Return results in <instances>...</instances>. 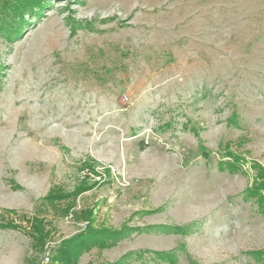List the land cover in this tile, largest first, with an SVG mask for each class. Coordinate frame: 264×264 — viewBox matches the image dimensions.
Instances as JSON below:
<instances>
[{"label": "rangeland", "instance_id": "obj_1", "mask_svg": "<svg viewBox=\"0 0 264 264\" xmlns=\"http://www.w3.org/2000/svg\"><path fill=\"white\" fill-rule=\"evenodd\" d=\"M45 3L0 33V264L103 229L75 264H264V0Z\"/></svg>", "mask_w": 264, "mask_h": 264}, {"label": "trees", "instance_id": "obj_2", "mask_svg": "<svg viewBox=\"0 0 264 264\" xmlns=\"http://www.w3.org/2000/svg\"><path fill=\"white\" fill-rule=\"evenodd\" d=\"M46 0H0V33H4L8 37H16L28 21L32 17L39 15L44 6ZM230 159L229 162L219 163L218 169L220 171H226L228 173H237L239 168L238 159L235 156H227ZM253 169L256 174L253 177L252 185L246 189L244 198L247 200H253L260 215L264 218V169L254 163ZM78 192H76V195ZM63 196L58 194H48L45 200L53 201L55 199L62 198ZM0 228H20L14 222H1ZM28 236L31 238L35 245L43 247L44 240L48 234L45 230V225L42 219L32 218L30 221ZM181 232V229L178 228ZM121 236L119 231L111 230H88L85 233L79 234L70 240L62 242L61 246L56 249V253L51 257V262H57L58 264H75V260L79 254L84 250L91 247H107L114 244V241L118 240ZM159 254V253H158ZM160 255V254H159ZM167 260H173L169 254H162V257ZM247 255L253 257L255 261L264 260V251L257 250L247 253ZM171 260V261H172Z\"/></svg>", "mask_w": 264, "mask_h": 264}, {"label": "built area", "instance_id": "obj_3", "mask_svg": "<svg viewBox=\"0 0 264 264\" xmlns=\"http://www.w3.org/2000/svg\"><path fill=\"white\" fill-rule=\"evenodd\" d=\"M50 257H51L50 252L46 250L43 253L41 264H48L50 261Z\"/></svg>", "mask_w": 264, "mask_h": 264}]
</instances>
